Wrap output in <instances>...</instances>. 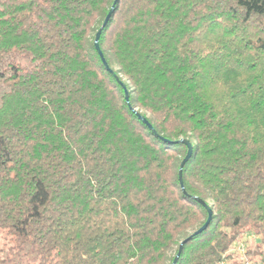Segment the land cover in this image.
<instances>
[{
  "label": "trees",
  "instance_id": "16d2710c",
  "mask_svg": "<svg viewBox=\"0 0 264 264\" xmlns=\"http://www.w3.org/2000/svg\"><path fill=\"white\" fill-rule=\"evenodd\" d=\"M112 5L101 49L156 133L94 46ZM244 235L264 262V0H0V264L188 237L177 264H224Z\"/></svg>",
  "mask_w": 264,
  "mask_h": 264
},
{
  "label": "water",
  "instance_id": "95a60500",
  "mask_svg": "<svg viewBox=\"0 0 264 264\" xmlns=\"http://www.w3.org/2000/svg\"><path fill=\"white\" fill-rule=\"evenodd\" d=\"M114 7H115V5H112V7L110 8V11L108 12V14H107V16H106V18H105L103 24L101 25L100 29L97 31L96 36H95V39H94V46H95V48H96V50H97L99 56L101 57V60H102V62H103V65L106 67V69H107L112 75L115 76V78L119 81V83H120V84L122 85V87L124 88V91H125V100H126L127 104L129 105V107H130V108L134 111V113H136V114L138 115V117H139V118H140V119H141V120H142V121H143V122H144V123H145V124L151 129V130H152V132L156 133L154 127H153L152 124L148 121V119H147L145 116L141 115L136 109H134V108L131 106V104H130V97H129V90H128L126 84L123 83V82L119 79V77H118V75L115 73V71L109 66V64H108V62H107V60H106V58H105V56H104V53H103V51H102V49H101V46H100L101 32H102V29H103V28L105 27V25L107 24V22H108L110 16L112 15V13H113V11H114ZM180 141L183 142V143H185V144L187 145V147H188L187 155L185 156V158H184L183 161L181 162L180 169H179V182H180V185H181L182 190L185 192L184 181H183V167H184L185 162L188 160V158H189V157L191 156V154H192V151H193V145H192V143H191L189 140H187V139H181ZM200 201H201V200H200ZM201 203H202V204L206 207V209L208 210V219H207V221L205 222V224H204L200 229H198V230L195 232V234H197V233L201 232L203 229H205V228L208 226V224H209V222H210V220H211V217H212V209H211V207H210L207 203H205V202H203V201H201ZM188 239H189V237L186 238V239H184L183 241H181V243H180V245H179L178 252H177L176 256L174 257L172 264H177V263H178L179 257H180L181 254H182L183 246H184L185 242L188 241Z\"/></svg>",
  "mask_w": 264,
  "mask_h": 264
},
{
  "label": "rangeland",
  "instance_id": "374dc122",
  "mask_svg": "<svg viewBox=\"0 0 264 264\" xmlns=\"http://www.w3.org/2000/svg\"><path fill=\"white\" fill-rule=\"evenodd\" d=\"M257 242L258 240H256V237L255 236H247V235H244L242 237V240L239 241L238 243H236L234 246H233V249L234 248H237L235 247L236 245L238 244H243L244 245V253L243 252H240V251H235V250H231L230 253L234 254V256L237 258L238 255L242 256L243 259H245V263L244 264H264V262L261 260V257L258 255V254H255L254 252H257L258 251V248H257ZM249 246V249L251 251V256H252V259L251 260H248L249 258H247V246ZM236 258H231L230 261H226L225 263L226 264H233L234 261L236 262H239L238 259Z\"/></svg>",
  "mask_w": 264,
  "mask_h": 264
},
{
  "label": "built area",
  "instance_id": "2783aa9c",
  "mask_svg": "<svg viewBox=\"0 0 264 264\" xmlns=\"http://www.w3.org/2000/svg\"><path fill=\"white\" fill-rule=\"evenodd\" d=\"M235 247H237V248H234L233 250H235V251H240V252H245L244 250V245L243 244H238V245H236ZM224 264H226L225 262H223Z\"/></svg>",
  "mask_w": 264,
  "mask_h": 264
}]
</instances>
